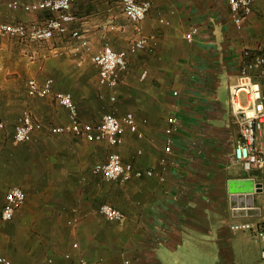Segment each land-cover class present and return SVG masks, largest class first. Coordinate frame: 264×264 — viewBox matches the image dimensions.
<instances>
[{
  "label": "crops",
  "instance_id": "obj_1",
  "mask_svg": "<svg viewBox=\"0 0 264 264\" xmlns=\"http://www.w3.org/2000/svg\"><path fill=\"white\" fill-rule=\"evenodd\" d=\"M10 1L0 0V22L40 24L51 16L11 9ZM252 1V13L236 25L226 0H153L138 23L124 17L121 0H76L78 20L70 28L84 33L91 54L105 43L118 52L137 37L147 39L145 50L128 57L116 89L98 86V71L86 56L93 71L87 83L95 81V90L84 89L85 105L77 111L92 123L106 112L119 118L131 112L137 133L126 129L119 146L55 135L45 124L27 144L12 143L13 132L2 137L0 209L13 187L26 199L6 222L8 231L0 229V255L12 264H264V234L257 232L264 226V171L245 170L234 160L239 121L229 103L242 51L264 50V0ZM193 27L199 31L188 42ZM80 59L75 62L84 67ZM6 90L0 93L6 105L24 96ZM39 105L31 112L38 121L55 124L54 110L65 112L51 98ZM172 116L182 127L167 148L163 130ZM0 117L9 127L6 113ZM110 152L142 176L111 182L94 175L92 167ZM232 195L238 198L234 209ZM102 204L125 219L106 221L98 213ZM242 223L252 229L231 227Z\"/></svg>",
  "mask_w": 264,
  "mask_h": 264
},
{
  "label": "built area",
  "instance_id": "obj_2",
  "mask_svg": "<svg viewBox=\"0 0 264 264\" xmlns=\"http://www.w3.org/2000/svg\"><path fill=\"white\" fill-rule=\"evenodd\" d=\"M153 0H121L122 13L131 23L142 21L149 12ZM234 24L240 25L243 20L252 13V0H226ZM76 0H37L22 2L11 0L7 7L14 9L20 7L25 13L48 11L51 16L42 23H9L0 22V38H16L21 41L35 42H61L65 35L75 41L85 56H89L92 64L98 71L97 84L99 87L116 89L119 84V74L125 71L128 57L147 48V39L137 37L126 50L115 51L109 44L91 54L92 47L87 37L78 28H70L77 22V16L72 12ZM198 28L193 27L185 35L188 42L198 33ZM243 62L240 66L238 79L235 85L229 88V103L231 111L239 121V139L233 149V158L242 165L245 170L261 169L264 171V149L260 146L259 139L264 141V50L261 53H252L245 49ZM75 54V53H74ZM147 71L141 74L145 79ZM52 78H45L42 82L35 78H29L26 82V96L30 99L51 98L67 113L68 123L62 126H52L48 131L55 135L71 134L87 142L107 141L112 146H119L123 142L126 129L131 133H137V125L131 112L122 117H116L112 113H103L97 123L81 120L78 107L70 93L54 91ZM172 96L177 97L178 92L173 91ZM244 96V100L242 99ZM115 101L114 95L110 97ZM14 125L12 141L16 145L30 143L34 133L41 131L43 125L36 120L31 111L24 109ZM6 125L0 117V132ZM181 122L176 116H172L168 125L163 130L164 144L170 148L174 139L179 135ZM94 175H100L106 181H127L132 176L141 177L143 172L133 170L131 164L123 163L121 156L116 152H110L104 162L96 163L92 167ZM151 176V171H146ZM232 197H235L232 195ZM26 199V194L20 188L9 189L4 196V203L0 209V221L6 223L12 221L16 212L21 208ZM233 207L232 209H234ZM98 213L108 222H121L125 219L124 213L109 204H102ZM251 224L242 223L233 225L232 228H251ZM257 232L264 234V226H260ZM76 248L77 244L74 243ZM68 259L69 255L66 254ZM51 260H49V263ZM0 264H12V261L0 255ZM76 264H87L80 259Z\"/></svg>",
  "mask_w": 264,
  "mask_h": 264
},
{
  "label": "rangeland",
  "instance_id": "obj_3",
  "mask_svg": "<svg viewBox=\"0 0 264 264\" xmlns=\"http://www.w3.org/2000/svg\"><path fill=\"white\" fill-rule=\"evenodd\" d=\"M76 58L86 60V65L79 67L75 62ZM92 73L91 65L85 54L77 43L69 38H64L61 42H35L8 37L0 38V93H6V89L10 88H13L17 94L24 93V96L19 97L17 102L10 105H6L0 100V112L6 113L11 123L9 127H5L4 131L0 132V140L2 137L10 139L15 122L18 120L16 118L20 116L18 113L20 114L23 108H28L33 114L34 109L35 111L40 110L39 101L41 100L25 97V84L29 78H35L38 81H43L47 77L52 78L54 81L53 90L70 93L73 98L74 96L78 97L74 100L77 107H80L85 105L84 102L86 101L85 97H80L83 95L84 89L95 90V81L87 83ZM53 115L52 120L55 124L47 123L48 121L42 119L39 121L48 128L68 123L67 115L61 109L54 110ZM32 153L34 154V152ZM8 226L9 223H2L0 229L7 232Z\"/></svg>",
  "mask_w": 264,
  "mask_h": 264
},
{
  "label": "water",
  "instance_id": "obj_4",
  "mask_svg": "<svg viewBox=\"0 0 264 264\" xmlns=\"http://www.w3.org/2000/svg\"><path fill=\"white\" fill-rule=\"evenodd\" d=\"M260 185H256V187L255 188H260L259 187ZM232 194V193H231ZM235 199H238V198H235V197H230V206H231V208H233V207H236L237 205H236V202H235ZM247 207H250V206H247ZM250 209L248 210V211H246L245 213L246 214H250Z\"/></svg>",
  "mask_w": 264,
  "mask_h": 264
}]
</instances>
